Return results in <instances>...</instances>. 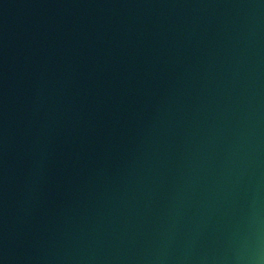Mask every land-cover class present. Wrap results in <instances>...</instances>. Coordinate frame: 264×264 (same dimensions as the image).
<instances>
[{
	"label": "water",
	"instance_id": "95a60500",
	"mask_svg": "<svg viewBox=\"0 0 264 264\" xmlns=\"http://www.w3.org/2000/svg\"><path fill=\"white\" fill-rule=\"evenodd\" d=\"M0 264H264V0H0Z\"/></svg>",
	"mask_w": 264,
	"mask_h": 264
}]
</instances>
